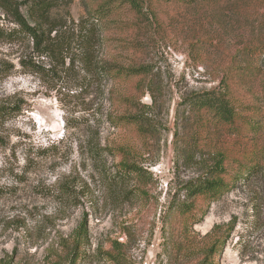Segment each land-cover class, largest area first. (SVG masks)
I'll use <instances>...</instances> for the list:
<instances>
[{
  "label": "rangeland",
  "instance_id": "1",
  "mask_svg": "<svg viewBox=\"0 0 264 264\" xmlns=\"http://www.w3.org/2000/svg\"><path fill=\"white\" fill-rule=\"evenodd\" d=\"M63 1L70 26L106 6L95 55L148 73L102 82L77 58L53 79L21 65L28 43L0 41V107L18 109L0 124V264H203L212 245L209 264H264V0H138L149 19L125 0ZM206 91L236 120L206 113L189 151L184 100ZM218 153L226 189L184 218L182 185ZM126 160L148 173L113 177ZM82 222L86 256L73 262Z\"/></svg>",
  "mask_w": 264,
  "mask_h": 264
},
{
  "label": "trees",
  "instance_id": "2",
  "mask_svg": "<svg viewBox=\"0 0 264 264\" xmlns=\"http://www.w3.org/2000/svg\"><path fill=\"white\" fill-rule=\"evenodd\" d=\"M125 1L130 4L138 17L141 18L145 15L146 19H149L140 1ZM179 1L190 2L191 0ZM65 4L67 3H64L63 0H0L2 13L0 15V41L28 43L31 52L22 58L20 63L23 67L28 68L29 72H44L55 79L60 74L59 68H57L59 65L63 66L66 59L75 61L78 58L85 62L87 71L99 77L102 82L115 73L128 75L148 73L144 67L136 65L126 67L95 55L97 45L103 40L105 34L106 13L108 12L106 6L89 12L77 22L72 20L70 26L68 23L69 11H66L65 14L59 13V9ZM1 20L9 22L11 25L6 26L2 24ZM74 46L79 50L78 53H75ZM45 60H50L51 64L54 65L45 67L41 64ZM2 70L3 68L0 69V71ZM184 104L191 113L189 131L185 137L189 151H194L198 146V140L206 126V113L211 114L213 119L226 124H233L236 120V109L226 96L218 91L192 94L185 97ZM17 110L15 106H1L0 124ZM127 115L126 120L129 123L137 124L144 132L150 131L148 119L144 114L134 112ZM93 153L100 155L97 150H94ZM225 162L226 156L223 153L216 154L206 164L201 175L182 185L180 192L184 191L185 197L173 206L178 208L179 213L184 218H187L194 209L196 199L203 197L212 201L224 192L227 187L224 176L226 172ZM147 173L148 170L144 167L139 166L134 161L126 160L119 164L113 177L138 178ZM88 241V223L82 222L76 234V245L71 248V260L73 262L86 256V253L80 250ZM224 243L225 241H223ZM215 251V245H212L207 251L203 264H209L208 261L214 257ZM109 256L116 260L113 255Z\"/></svg>",
  "mask_w": 264,
  "mask_h": 264
}]
</instances>
